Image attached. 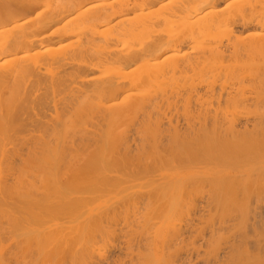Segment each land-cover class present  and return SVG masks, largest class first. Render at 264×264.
Listing matches in <instances>:
<instances>
[{
	"label": "bare ground",
	"instance_id": "1",
	"mask_svg": "<svg viewBox=\"0 0 264 264\" xmlns=\"http://www.w3.org/2000/svg\"><path fill=\"white\" fill-rule=\"evenodd\" d=\"M263 55L264 0H0V264H264L193 243L264 189Z\"/></svg>",
	"mask_w": 264,
	"mask_h": 264
},
{
	"label": "rangeland",
	"instance_id": "2",
	"mask_svg": "<svg viewBox=\"0 0 264 264\" xmlns=\"http://www.w3.org/2000/svg\"><path fill=\"white\" fill-rule=\"evenodd\" d=\"M263 56H264V55H263ZM261 57H262V56H261ZM257 59H258V58H257ZM257 61H260V60L258 59ZM261 62H262V63H261ZM261 62H260L261 65L259 64L260 67L258 66L259 68H257V69L262 73V71L264 70V60L262 59ZM258 63H259V62H257V64H258ZM261 67H262V68H261ZM261 70H262V71H261ZM261 73H260V77H261ZM262 75H263V73H262ZM257 76H259V75H257ZM263 76H264V75H263ZM263 82H264V81H263ZM254 83H255V82H254ZM256 83H259V84H256ZM256 83L254 84V86H255L258 90H256V88L253 86L254 89H253V92H252V93L254 94V90H256V91H255V96H253L254 98H252V99H256V101H255V100H252V101H253V102H254V101H255V102L258 101V102H257L258 104L255 103V106H256V107H254V109H257V110H256V113H257V114H254V117H255V118H253V116H252V118L249 119V120L252 121V120L255 119L254 121H256V122L258 121L259 123L263 120V123H262V124L260 123L262 128H261L260 126L258 127V124H259V123H256V122L250 123V124H252V125H249V126H251V127H252V126H254V127H252V128L249 127V126H247V127L250 128L249 130H252L253 128H255L256 130H258V129H257V127H258V128H259V131H256V130H255V131H256L255 133L259 132V134H255V136H256L257 138H258L259 136L262 138V137L264 136V128H263V127H264V119H263L264 115H261V116H263V117H261L260 114H261V112L264 113V111H263V110H264V107H263V105H264V104H263V103H264V99H263V98H264V88H263L264 86H263V85H264V84L262 83V81H261V82L257 81ZM257 85H258V86H257ZM260 86H261V87H260ZM259 87H260V88H259ZM262 88H263V89H262ZM259 89H260V91L262 90V91H261V92H263L262 95L260 94V92L257 93V94H260V95H256V92H258ZM252 93H251V94H252ZM260 96H261V97H260ZM251 97H252V96H251ZM256 97H259V98H256ZM262 97H263V98H262ZM260 98H262V99H260ZM252 101L250 100V103H253ZM259 101H260V103H259ZM259 105H260V107H259ZM261 105H262V106H261ZM253 106H254V103L252 104V108H253ZM257 107H259V108H257ZM261 107H262V108H261ZM259 109H260V110H259ZM262 109H263V110H262ZM261 110H262V111H261ZM259 113H260V114H259ZM258 114H259V115H258ZM255 115H256V116H255ZM259 116H260L261 118H260ZM259 119H260V120H259ZM240 120H241V121H240ZM240 120H239V121H240L241 123L239 124V122H238V124L240 125L239 128L242 129V128H243L242 125L244 124V127H246L245 123L247 124L248 122H246L247 119L245 120V119L241 118ZM249 120H248V121H249ZM251 121H250V122H251ZM254 124H256L257 127H255L256 125H254ZM241 126H242V128H241ZM247 127H246V128H247ZM260 128H261V129H260ZM243 129H244V128H243ZM262 129H263V130H262ZM244 130H245V129H244ZM244 130H241V131H244ZM261 130H262V131H261ZM245 131H246V130H245ZM245 131H244V132H245ZM247 131H248V129H247ZM262 132H263V135L261 136L260 134H261ZM258 135H259V136H258ZM256 137H255V139H257ZM259 140L261 141V139L259 138V139L256 140V142L259 141ZM263 140H264V139H263ZM260 141H259V142H260ZM259 142H258V143H259ZM263 143H264V142H263ZM260 145H261V144H260ZM256 146H257V147H256L257 149H256V148H254V149H256V150L253 149V150H254L253 152L256 151V152H255L256 154H255V153L252 154V151H250V153H251L254 157H256V158L254 159V157L252 156L254 161H252V158H251L250 154H249L250 159H249V157L246 156V154H247L248 151H245V152H246L245 155L243 154V156H244V158H245V159L242 158L243 160H246V159L248 158V159L251 160V161H250V163L248 162L249 160L245 161V162H248V163H246V165L243 163L244 165H242L241 170H243V171H244V170H245V171L249 170V172H250L251 170L253 171L254 167H253V168H251V167H252V166H255V165H258V164L264 167V160H263V159H264V144H263V147H262V148L259 147V144H257ZM261 146H262V145H261ZM258 147H259V149H260V148H261V149L259 150ZM262 149H263V152L261 151ZM240 150H241V149H240ZM241 151H242V150H241ZM241 151H240V152H241ZM243 151H244V150H243ZM241 154H242V152H241ZM254 154H255L256 156H255ZM240 156L242 157V155H240ZM245 156H246V157H245ZM256 159H257V160H256ZM261 160H262V161H261ZM247 164H248V165H247ZM251 164H252V166H251ZM255 167H256V166H255ZM248 168H250V169H248ZM251 173H252V172H251ZM254 194H256V192H254ZM260 194H261V195H260ZM260 194L253 195V199H252V196H251V198H250V199H252V201H249V205H250V202H251L252 205H253V209H254V210H255V207H256V206H258V205H259V206L256 208L258 211H256V210L254 211V212H257V213L252 212V211H253V209H252V207H251L252 205L249 206V207H251L250 210L252 209V211H249V212H250V213H253V214H249V213H248L249 216H246V218L249 217V219H250V220H248V221L245 219V216H243V218H240V216H239V217L237 216V215H238L237 213L233 214V212H231V213H232V214H231V217H233V215H234V218H233V219H231V217L229 216V213H228V216L225 218V220H223V218H224L226 215H225L224 217H223V215H221L222 217H221V216L218 217V215H216V213L214 212V210L216 209V207L213 208V207L216 206V205H214V206L212 207V209H214V210H213L214 214H212V213H213V212H212L211 215H214V218L217 217V218H216L217 220L214 219L215 221H217V223H218V222H221L222 220H223V221H226L225 223L222 221V222H223V225H221L222 223H221V224H220V223H218V224L216 223V225H215V223H214L215 221L211 219L213 216L210 218L212 222L207 221L208 224H205L206 221H204V220H207V219H204V220H202V219H203L204 217H206L207 214H208V216H209V213H206L205 211H204V214H203V213L200 214V213L198 212L197 214H198L199 217L197 216V214H195L194 216H197L198 218H201V217H202V219H198L197 217H196L195 219L193 218L194 221L192 220L191 224H192V223L195 224V221H197V219H198V221H197L198 223H199L200 220L203 222V223H202V222L200 221V222L202 223V225H201V223H199L202 227H201V226H197L198 229L201 228V230H202V233H201V232H198L199 234L201 233L200 235L198 234V235H199L198 237H200V236L203 237V235H205V234L208 232V233L205 235V237L202 238V239L204 240V241H202L201 238H198V237H197V234L195 233V232H197V229H195L194 234H196L195 236L197 237L198 240H195V239H194L195 241L193 240V243H194V244H197V243H198L197 245L199 246V248H200V245H201V247H202V248H201L202 250H201V249H198V248H197V250H201V253H203V251L205 252L207 249L209 250L210 247L213 248V245L211 246V241H212L211 239L215 238L216 241L213 239L212 244H214V242H216V244L223 245V244H222V243H223L222 241H224V242H225V243H224V246H226V245H227V244H226V243H227V240L230 241V240L232 239L233 241H232V240H231L232 242L230 241V245H231V246H232L231 243H234V241H235V244H234V245L242 244L241 247L243 246V247H242V248H244L243 250H246V249L249 248L248 250H250V251H255V250H254V249L256 248L255 245H254L255 242H256L255 240H257V242L259 241V243L262 244V243H263V238H264V231H263V229H262V228L264 227V226H263V225H264V218H263V217H264V211H263L264 209L262 210V208H264V195H263V194H264V189H263L262 192H260ZM142 195H143V194H142ZM258 195H260V196H258ZM144 197H146V195H144ZM260 197H261V198H260ZM201 198H203V197H201ZM255 198H256V199H255ZM140 199H141V198H140ZM140 199H138L139 201H138V200L136 201V204H138V205H137V207L135 208V211H136L137 208H138V210H141L142 212H144L145 209L142 210V207H141V206H144L145 203L147 204V202H145V201H144L145 203H142L143 200H147V199H146V198H142V199H141L142 202H140ZM250 199H249V200H250ZM254 199L256 200L255 202H254ZM257 199H258V201H257ZM199 200H200V198H199ZM205 200H206V199H204V201H205ZM202 201H203V199H201L200 202H198L199 204H197V207H200L201 205H204L205 207H207V203H204V202H202ZM137 202H138V203H137ZM139 202H140V204H139ZM258 202H259V204H257ZM141 203H142V205H141ZM200 203H201V204H200ZM203 203H204V204H203ZM205 204H206V205H205ZM254 204H255V205H254ZM140 205H141V206H140ZM204 206H203V207H204ZM209 206H210V205H209ZM139 207H141V208H139ZM205 207H204V208H205ZM259 207H260V208H259ZM143 208H144V207H143ZM208 208H209V207H208ZM205 209H206V211L209 210V209H207V208H205ZM195 210H196V209H195ZM133 211H134V209H133ZM141 211H139V212H141ZM261 211H262V214H260ZM145 212H146V210H145ZM208 212H211V211H208ZM259 212H260V213H259ZM199 214H200V215H199ZM226 214H227V213H226ZM236 214H237V215H236ZM254 214H255L256 216H255ZM257 214H259V215H257ZM203 215H204V217H203ZM215 215H216V216H215ZM262 215H263V217H262ZM137 216H140V215H137ZM137 216H136V219H135V220H137V219L139 218V217H137ZM208 216H207L206 218H209ZM235 216L238 218V220H241V221H238V220H237V222H236V220H234V219H235ZM253 216H254V217H253ZM241 217H242V216H241ZM252 217H253V218H252ZM219 218H220V221H219ZM237 218H236V219H237ZM239 218H240V219H239ZM259 218H260V220H259ZM261 218H262V219H261ZM130 219L132 220L133 217H132V218L130 217ZM226 219H227V220L229 219V220H228L229 222H228ZM252 219H253V220H252ZM133 220H134V219H133ZM139 220H140V219H139ZM139 220H138V222H139ZM208 220H209V219H208ZM261 220H262V221H261ZM213 221H214V222H213ZM244 221H245V222L247 221L248 223L246 222V225H245V224H244ZM140 222H141V220H140ZM209 222H210V223H209ZM227 222H228V223L232 222V223L230 224V225H232L231 227H229V224H228V227L230 228L229 231H228V230H227V231L225 230L226 228L229 229L228 227L225 226V225L227 224ZM233 222H234V223H235V222H236V223H239V222L241 223V225H239V228H238V229H237V224L235 223V224H236V226H235V224H233ZM251 222H252V223H251ZM256 222H257L258 224H256ZM259 222L262 223V224H260ZM213 223H214V225H213ZM253 223H254L255 225H254ZM137 224H138V223H137ZM137 224H136V225H137ZM194 224H193V225H194ZM196 224H197V223H196ZM209 224H211V225H213V226H216V227H215L216 229L220 227V226H219V224H220V225L223 226L225 229H224L223 227H221V228L224 229V230H221V229L216 230L215 228H213V227H212L211 225H209ZM224 224H225V225H224ZM250 224H252V225L250 226ZM259 224H260V225H259ZM136 225H135V226H136ZM197 225H198V224H197ZM203 225H204V227L207 226V225H209V226H211V227L207 226V229L205 228V229H206V230H205V229H202V228H203ZM233 225H234V226H233ZM242 225H243V227H242ZM256 225H258V226H256ZM195 226H196V225H195ZM195 226H194V228H195ZM244 226H245V228H244ZM255 226H256V227H255ZM259 226H260V228H259ZM262 226H263V227H262ZM139 227H140V226H138V229H139ZM197 227H196V228H197ZM233 227H234V228H233ZM240 227H241V228H240ZM111 228H112V226H111ZM136 228H137V226L135 227V230H136V231H139V230H137ZM194 228L192 227L193 230H194ZM209 228H210V230H209ZM211 228L214 229L213 232L216 231L215 234L217 233V235H220V238H221V239L224 238V237L226 236V234H227L228 239H226V238H225L226 240H225V239H224V240H223V239L221 240L220 238L217 239V237H219V236L216 235L217 237H214L215 235H213V234H214L213 232H212L213 234L211 233L212 235H209L210 231L213 230V229H211ZM231 228H233V230H231ZM252 228H253V229H256V228H257V229H256V230H253ZM113 229H114V227H113ZM133 229H134V227H133ZM236 229H237V232H235ZM246 229H247V231H246ZM140 230H141V228H140ZM201 230H198V231H201ZM204 230H205V232H206V233L204 232L205 234L203 233ZM207 230H208V231H207ZM220 230L223 231V232L225 231V233H226V232H228V233H226V234L221 233V234H222V236H221V234L218 233ZM238 230H239V231H238ZM241 230H242V231H241ZM243 230H245V231H243ZM257 230H258V231H257ZM221 231H220V232H221ZM231 231H232V232L234 231V233H235L234 236H236V234H237V237L239 236L240 239H237V240H236L237 237H234L235 239H234L233 237H231V236L234 234V233L232 234ZM251 231H253V232H251ZM256 231H257V232H256ZM259 231H260V232L262 231V232L260 233ZM140 232H142V231H140ZM229 232H230V233H229ZM248 232H249L250 234H249ZM241 233H242V234L245 233L246 235L244 234V235L242 236ZM252 233H254V234H252ZM142 234L145 235L143 232L141 233V235L138 234V238H137V241H135V243H139L140 245H142L143 243H141V242H142L143 240H144L143 242L147 243V242H149V241L151 242V239H150V238L153 239V237H151V236H150V237L146 236V237H147V239H146L147 242H146L145 239H140V238H142V237H140V236H143ZM146 234H147V233H146ZM223 234H224L225 236H224ZM228 234L231 235V236H228ZM239 234H240V235H239ZM251 234H252V235H251ZM256 234H257V235H256ZM258 234H259V235H258ZM8 235H10V233H9V234L7 233V236H6V234H4V236H6V237H8ZM149 235H152V236H153V234H151V233H150ZM4 236H3V238H6V237H4ZM193 236H194V235H193ZM209 236H210V238H211V239L209 238L210 242H209L208 240H206V237L208 238ZM249 236H250V237H249ZM9 237H11V235H10ZM143 237L145 238V236H143ZM196 237H195V238H196ZM229 237H230V240H229ZM243 237H245V239H244ZM256 237H257V238H256ZM259 237H260L262 240H260ZM193 238H194V237H193ZM253 238H254V239H253ZM255 238H256V239H255ZM6 239H8V238H6ZM118 239H119V242L116 241V243L118 242L117 245H121V242H120V241H121V240H120L121 238H118ZM148 239H150V240L148 241ZM258 239H259V240H258ZM140 240H141V241H140ZM217 240H220L221 243L218 242ZM247 240H248V241H247ZM252 240H254V243L252 242ZM125 241H126V240H125ZM196 241H198V242H196ZM199 241H200V242H199ZM207 241L210 243L209 248H207L208 246L206 247V245H208ZM236 241H237V242H236ZM240 241H241V242H240ZM203 242H204V243H205V242L207 243V244L205 243L206 245H204V246H205V250H203V249H204V246L201 244V243H203ZM217 242H218V243H217ZM245 242H246V243H245ZM247 242H248L249 244L252 243L253 245H252V244L249 245V244H247ZM145 243H144V244H145ZM199 243H200V244H199ZM204 243H203V244H204ZM228 243H229V242H228ZM243 243H244V244H243ZM132 244H134V243H132ZM216 244H215V245H216ZM225 244H226V245H225ZM246 244H247V246H246ZM263 244H264V243H263ZM134 245H135V244H134ZM215 245H214V247H215ZM230 245H229V246H230ZM251 245L253 246V248H252ZM123 246H125V245H123ZM229 246H227V247H229ZM195 247H197V246H195ZM227 247H226V248H227ZM247 247H248V248H247ZM206 248H207V249H206ZM218 248H219V246H218ZM218 248H217V250H218ZM221 248H222V249H220V251H222L221 253H223V252L225 251L226 248L224 249L222 246H221ZM229 248H230V247H229ZM229 248H228V250H229ZM251 249H252V250H251ZM243 252H244V251H243ZM240 253H241V252H240ZM240 253H239V255H240ZM202 255H203V257H205L204 254H202ZM206 255H207V254H206ZM196 257H197V255H196ZM199 257H201V256H199ZM196 259H197V258H195V260H196ZM200 259H201V258H200ZM205 259H206V257H205ZM197 260H198V259H197ZM13 263L15 264L14 261L12 262V264H13Z\"/></svg>",
	"mask_w": 264,
	"mask_h": 264
}]
</instances>
